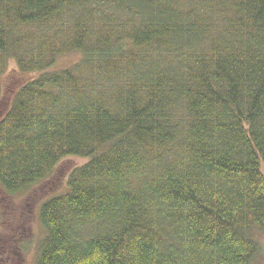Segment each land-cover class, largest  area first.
Wrapping results in <instances>:
<instances>
[{"label":"trees","instance_id":"16d2710c","mask_svg":"<svg viewBox=\"0 0 264 264\" xmlns=\"http://www.w3.org/2000/svg\"><path fill=\"white\" fill-rule=\"evenodd\" d=\"M79 59L57 67L68 54ZM0 186L42 202L35 264H257L264 0H0Z\"/></svg>","mask_w":264,"mask_h":264},{"label":"rangeland","instance_id":"374dc122","mask_svg":"<svg viewBox=\"0 0 264 264\" xmlns=\"http://www.w3.org/2000/svg\"><path fill=\"white\" fill-rule=\"evenodd\" d=\"M79 54L61 57L57 67H65L79 59ZM11 61L2 77L0 118L11 104L14 92L36 74L20 73ZM85 158L70 156L62 160L46 180L16 194L6 193L0 186V264H35L45 230L38 219L43 201L67 189L68 176ZM264 172V166L262 167ZM262 254L257 264H264V234L260 237Z\"/></svg>","mask_w":264,"mask_h":264}]
</instances>
